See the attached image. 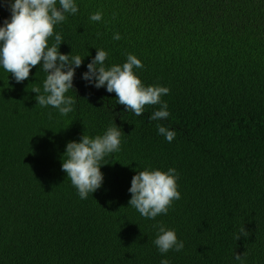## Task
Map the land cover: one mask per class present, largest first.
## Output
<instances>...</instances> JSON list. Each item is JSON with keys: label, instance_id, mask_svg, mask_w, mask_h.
Segmentation results:
<instances>
[{"label": "trees", "instance_id": "16d2710c", "mask_svg": "<svg viewBox=\"0 0 264 264\" xmlns=\"http://www.w3.org/2000/svg\"><path fill=\"white\" fill-rule=\"evenodd\" d=\"M75 3L54 28L60 53L84 58L66 93L72 112L36 104L42 66L19 83L0 66V264H264V0ZM97 11L102 20L91 21ZM96 49L108 52L106 67L140 59L142 83L170 89L161 97L169 117L149 119L160 105L138 117L83 80ZM113 122L120 150L81 199L61 167L66 144ZM158 124L176 132L171 142ZM146 168L178 174L181 198L155 219L128 205L131 179ZM154 224L174 229L183 250L161 254ZM242 226L250 235L236 240Z\"/></svg>", "mask_w": 264, "mask_h": 264}, {"label": "clouds", "instance_id": "9594fccd", "mask_svg": "<svg viewBox=\"0 0 264 264\" xmlns=\"http://www.w3.org/2000/svg\"><path fill=\"white\" fill-rule=\"evenodd\" d=\"M58 3L59 7L57 0H9L10 19L4 20L3 26H0V66L17 83L27 80L32 68L42 66L47 74L43 81V92L40 87L32 88V92L37 93L36 104L41 107L51 106L60 115L66 116L74 110L73 105L76 103V99L66 93L70 90L74 92L75 70L82 65L84 58L59 51L63 38L59 33H54V28L66 20V14L75 15L78 6L75 0H58ZM102 16L103 13L97 11L89 19L99 22ZM53 36L54 42L49 45V38ZM113 39H121L120 34L114 33ZM108 55L107 51L96 49L94 58L86 66L87 71L82 73V79L97 89L105 87L108 93L114 92L117 103L138 117L143 115L145 106L160 105L159 110L154 111L149 119L168 118V104L161 97L167 95L170 89L158 85L145 86L134 72V69L143 68L141 60L135 55L127 54L123 65L106 67ZM157 129L168 142L176 136L174 130L163 125L158 124ZM121 136V129L113 122L103 135L92 138L83 134L79 142L70 141L66 144L63 154L66 159L62 161L61 167L81 199H87L89 194L102 186L101 161L120 150ZM177 179L175 168H169L167 172L147 168L137 172L128 189L131 193L128 205L147 219L166 215L173 201L181 198L177 190ZM153 227L158 230L154 244L161 254L173 249L176 252L183 250L184 242L178 240L174 229L165 228L163 224H154ZM249 235L242 226L235 239L241 236L247 238ZM234 259L240 261L242 255L235 253ZM160 264H169V261L163 259Z\"/></svg>", "mask_w": 264, "mask_h": 264}, {"label": "rangeland", "instance_id": "374dc122", "mask_svg": "<svg viewBox=\"0 0 264 264\" xmlns=\"http://www.w3.org/2000/svg\"><path fill=\"white\" fill-rule=\"evenodd\" d=\"M1 3L4 2V0H0ZM6 10H5V13H6V17L7 18H10V10H9V7L8 5L5 6Z\"/></svg>", "mask_w": 264, "mask_h": 264}]
</instances>
